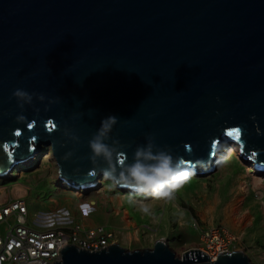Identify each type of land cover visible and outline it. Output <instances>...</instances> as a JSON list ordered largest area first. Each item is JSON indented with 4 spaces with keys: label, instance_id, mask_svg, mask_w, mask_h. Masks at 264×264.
Segmentation results:
<instances>
[{
    "label": "water",
    "instance_id": "obj_1",
    "mask_svg": "<svg viewBox=\"0 0 264 264\" xmlns=\"http://www.w3.org/2000/svg\"><path fill=\"white\" fill-rule=\"evenodd\" d=\"M16 88L45 99L21 109ZM109 115L118 122L106 142L123 145L118 164L151 135L198 176L219 164L220 141L264 172V0H0V176L42 142L59 181L91 189L106 164H92L87 141ZM60 252L56 264H252L242 251L179 258L164 240Z\"/></svg>",
    "mask_w": 264,
    "mask_h": 264
},
{
    "label": "rangeland",
    "instance_id": "obj_2",
    "mask_svg": "<svg viewBox=\"0 0 264 264\" xmlns=\"http://www.w3.org/2000/svg\"><path fill=\"white\" fill-rule=\"evenodd\" d=\"M231 147L238 149L230 142L220 145L214 153L220 161L215 169L192 175L167 201L151 193L113 188L103 176L94 190L77 193L59 182L52 147L44 144L31 160L32 166L20 169L22 163L13 177L0 179V191L11 198L7 203L18 197L26 200L32 226H38L36 219L41 218L48 227L72 221L102 225L112 230L115 244L129 251L152 249L164 240L180 258L201 248L204 230L225 227L237 238L232 251H242L252 264H264V173L256 171L250 160L229 157ZM252 170L260 173V186L254 185ZM16 186H23L26 193L16 195ZM4 195L0 203L5 201Z\"/></svg>",
    "mask_w": 264,
    "mask_h": 264
},
{
    "label": "built area",
    "instance_id": "obj_3",
    "mask_svg": "<svg viewBox=\"0 0 264 264\" xmlns=\"http://www.w3.org/2000/svg\"><path fill=\"white\" fill-rule=\"evenodd\" d=\"M16 167L0 179L13 177L18 171ZM42 222L41 218L39 222L36 219L38 226L29 224V210L23 197L0 204V264H56L66 246L96 252L115 244L112 230L102 225L72 221L61 227H48ZM236 240L225 227L207 229L202 232V246L197 250L211 260L216 259L219 254L231 252Z\"/></svg>",
    "mask_w": 264,
    "mask_h": 264
},
{
    "label": "clouds",
    "instance_id": "obj_4",
    "mask_svg": "<svg viewBox=\"0 0 264 264\" xmlns=\"http://www.w3.org/2000/svg\"><path fill=\"white\" fill-rule=\"evenodd\" d=\"M11 95L15 98L17 107L21 109L25 104L30 105L34 96L41 101L45 99V94L29 92L23 88L14 89ZM58 100V97L50 98L49 103L54 104ZM14 119L16 123H22L25 116L18 114ZM117 122L118 119L112 115L101 119L99 127L87 141L89 160L93 165L97 158L104 160L106 167L101 169V174L113 188L126 186L137 192L151 193L159 200L172 199L174 192L195 174L194 168L185 167L184 162L174 157L170 150L156 145L151 135L146 136L144 144L137 145L131 163L114 162L118 149L123 145L116 139H113L111 144L106 141ZM73 139L79 141L78 136H73ZM70 155L71 153H65L61 159L66 160ZM194 164L200 166L203 160L197 159ZM142 210L147 212L148 208L144 207Z\"/></svg>",
    "mask_w": 264,
    "mask_h": 264
},
{
    "label": "bare ground",
    "instance_id": "obj_5",
    "mask_svg": "<svg viewBox=\"0 0 264 264\" xmlns=\"http://www.w3.org/2000/svg\"><path fill=\"white\" fill-rule=\"evenodd\" d=\"M228 138V137H227ZM220 145H222V144H225V142H222V141H220V143H219ZM43 145V143L41 142L40 143V147ZM234 147V146H233ZM233 147H231L230 148V151H229V157H231V156H235V157H240V158H243V155H241L240 156V151L237 149V150H235V148H233ZM238 148V147H237ZM36 154H34L33 156H35ZM50 157V156H49ZM215 157H219L218 155H215ZM255 159H256V157H254ZM219 160V159H218ZM27 164V166H32V163H31V161H23V164L20 166V169H22L23 167H25V165ZM254 164L255 163H253V164H251L252 166H254ZM257 171V170H256ZM252 172H253V176H254V185L255 186H260V182H262L263 183V180L261 179V177H260V173H258V172H255V171H253L252 170ZM251 172V173H252ZM264 173V172H263ZM9 175H10V173H9ZM97 181H99V180H97ZM68 185V184H67ZM96 186V185H95ZM95 186H92V189H93V187H95ZM68 187L70 188V189H72V190H75V191H77V193H81V190H84V191H87V190H89V189H87V190H85V188L84 189H82V186H79V188H76V187H74V186H72V185H68ZM243 188V187H242ZM91 190V189H90ZM94 190V189H93ZM1 193H0V199H1V197H2V195L3 194H5L4 193V190H2V191H0ZM14 193L16 194V195H18V196H23L25 193H26V189L23 187V186H16V188H15V191H14ZM234 201V200H233ZM235 202V201H234ZM1 204V203H0ZM195 250V249H194ZM224 254V253H223ZM218 259V257L216 258V259H210V262H214L215 260H217Z\"/></svg>",
    "mask_w": 264,
    "mask_h": 264
},
{
    "label": "crops",
    "instance_id": "obj_6",
    "mask_svg": "<svg viewBox=\"0 0 264 264\" xmlns=\"http://www.w3.org/2000/svg\"><path fill=\"white\" fill-rule=\"evenodd\" d=\"M7 196H8V195H6V193H5V195H4V197H3V199H4L5 201H2L1 204H3V202H6V203H7V200H11V198H7ZM12 199H13V198H12Z\"/></svg>",
    "mask_w": 264,
    "mask_h": 264
}]
</instances>
